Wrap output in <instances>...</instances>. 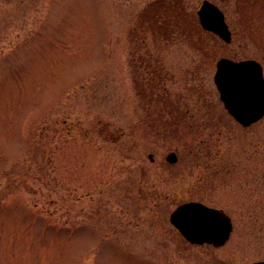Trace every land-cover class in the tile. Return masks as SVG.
Segmentation results:
<instances>
[{"label": "rangeland", "instance_id": "rangeland-1", "mask_svg": "<svg viewBox=\"0 0 264 264\" xmlns=\"http://www.w3.org/2000/svg\"><path fill=\"white\" fill-rule=\"evenodd\" d=\"M157 1L0 0V264L264 260V116L239 126L213 83L222 57L264 71V0H209L232 35L217 55L145 37L178 131L147 120L133 80L132 34ZM181 1L197 17L203 0ZM187 201L230 216L223 246L191 245L170 224Z\"/></svg>", "mask_w": 264, "mask_h": 264}, {"label": "water", "instance_id": "water-1", "mask_svg": "<svg viewBox=\"0 0 264 264\" xmlns=\"http://www.w3.org/2000/svg\"><path fill=\"white\" fill-rule=\"evenodd\" d=\"M197 15L202 28L218 35L226 43L231 41L223 14L217 7L203 1ZM214 83L225 109L243 127L250 126L263 116L264 80L259 63L221 58L216 63ZM176 160L174 153L166 156L168 163H175ZM169 221L187 242L197 245L207 243L214 247H220L227 241L232 228L230 218L221 210L194 201L177 206L171 212Z\"/></svg>", "mask_w": 264, "mask_h": 264}, {"label": "trees", "instance_id": "trees-1", "mask_svg": "<svg viewBox=\"0 0 264 264\" xmlns=\"http://www.w3.org/2000/svg\"><path fill=\"white\" fill-rule=\"evenodd\" d=\"M140 19L141 22L138 32L132 34L138 41V60L136 67H134L133 76L136 92L147 108V120L153 122L156 126H160L164 123V119L168 118L172 119L171 124H174L173 119L176 118L174 114L176 108L174 105L176 104L166 94L167 90L165 87L167 79L165 68L158 55L152 54L147 49L145 37L150 35L153 43L162 40L163 42L169 41L174 36L183 37L188 42L192 40L201 52H209L212 55H217V50L219 49L215 42L217 39L200 28L196 17L185 12L181 0H161L149 4L143 10ZM206 35L209 36L205 38ZM209 38L213 40L207 43ZM164 39L166 40L164 41ZM181 104L182 102L178 103V106ZM185 116L186 114L183 120ZM178 121L174 124L176 125L177 131L180 128H185L181 127V124L177 125ZM186 121H188V117ZM160 127L164 128L162 126ZM184 132L187 136L188 133L186 131ZM185 149L186 147L182 148L184 151ZM189 149L190 151H196L197 147L191 144Z\"/></svg>", "mask_w": 264, "mask_h": 264}, {"label": "flooded vegetation", "instance_id": "flooded-vegetation-1", "mask_svg": "<svg viewBox=\"0 0 264 264\" xmlns=\"http://www.w3.org/2000/svg\"><path fill=\"white\" fill-rule=\"evenodd\" d=\"M217 5V4H216ZM219 7V5H217ZM263 75H264V71H263ZM258 261H264V260H258Z\"/></svg>", "mask_w": 264, "mask_h": 264}]
</instances>
